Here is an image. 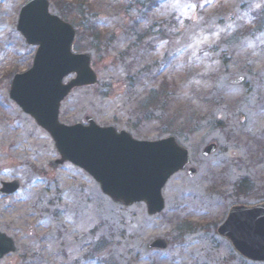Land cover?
Returning a JSON list of instances; mask_svg holds the SVG:
<instances>
[{
    "label": "rangeland",
    "instance_id": "obj_1",
    "mask_svg": "<svg viewBox=\"0 0 264 264\" xmlns=\"http://www.w3.org/2000/svg\"><path fill=\"white\" fill-rule=\"evenodd\" d=\"M24 1L0 0V184H21L0 194V231L16 245L0 264H264L217 232L231 207L264 203V19L254 18L264 0H48L98 74L63 100L60 121L93 116L140 140L173 135L189 151L153 216L143 202L111 200L80 168L55 164L50 136L9 98L35 51L16 31ZM163 81L165 98L144 105ZM156 239L167 246L151 248Z\"/></svg>",
    "mask_w": 264,
    "mask_h": 264
},
{
    "label": "water",
    "instance_id": "obj_2",
    "mask_svg": "<svg viewBox=\"0 0 264 264\" xmlns=\"http://www.w3.org/2000/svg\"><path fill=\"white\" fill-rule=\"evenodd\" d=\"M16 29L37 49L32 66L13 76L9 97L51 136L60 156L55 162H70L80 167L114 201L125 205L145 202L148 215L160 212L164 208L161 190L187 164L188 150L171 135L138 140L125 130L97 125L92 117L85 118L86 124L59 122V107L64 97L73 88L97 82L91 55L72 52L74 29L50 12L48 0H26L19 10ZM70 74L75 77L63 83ZM214 149L215 145L211 144L204 154ZM192 173L193 169L189 171ZM18 188L16 180L2 182L0 193L11 194ZM218 233L244 258L264 261V203L232 207ZM166 246L163 239L150 244L158 249ZM13 251V239L0 232V259Z\"/></svg>",
    "mask_w": 264,
    "mask_h": 264
},
{
    "label": "trees",
    "instance_id": "obj_3",
    "mask_svg": "<svg viewBox=\"0 0 264 264\" xmlns=\"http://www.w3.org/2000/svg\"><path fill=\"white\" fill-rule=\"evenodd\" d=\"M264 16V8L262 9L261 13L260 14H257L256 16L254 15V18H256L255 22L257 23V26H259V23H261V21L264 19L263 18ZM168 84L163 81L159 84V88L157 90H152L151 92H153L150 96H147V98H145L142 103L144 105H148V104H153V103H159L161 100H159L158 98H160L163 94V97H164V94L166 92H160V89L161 90H165V87H167ZM165 98V97H164ZM184 112V111H183ZM187 114V113H185ZM179 118H180V124H186V125H190L191 124V121H192V117L189 115V117H182L181 115H179ZM178 118V119H179ZM261 141L260 140H257L256 142H254V145H253V148L255 151H257L260 146H261ZM252 148V147H251ZM237 190L240 191V193H246L250 190L251 186L250 184L248 183V181H243V182H240L237 186ZM101 248V246H94V252L96 251H99ZM100 264L101 263H104V264H116L114 263L111 259L109 258H106V259H102V260H99Z\"/></svg>",
    "mask_w": 264,
    "mask_h": 264
}]
</instances>
